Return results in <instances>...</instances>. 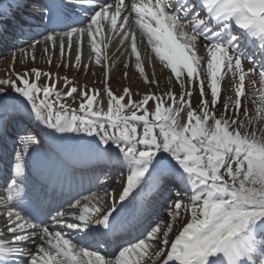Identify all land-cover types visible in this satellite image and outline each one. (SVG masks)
Returning a JSON list of instances; mask_svg holds the SVG:
<instances>
[{"label": "snow or ice", "instance_id": "snow-or-ice-1", "mask_svg": "<svg viewBox=\"0 0 264 264\" xmlns=\"http://www.w3.org/2000/svg\"><path fill=\"white\" fill-rule=\"evenodd\" d=\"M41 22L42 38L22 58L13 52V71L35 62L42 45L49 64L58 51L68 57L58 68L87 72V46L103 89L37 68L0 79V264H264V0H49ZM113 41L148 86L139 99L128 86L120 94L110 86ZM145 41L170 72L163 91L146 72L154 61L140 51ZM229 73L234 97L217 113ZM250 88L254 114L244 103ZM78 97L71 108L66 101ZM13 123L23 125L15 135ZM74 152L114 163L120 191L53 206L32 178L46 172L71 185ZM155 197L167 201V220L129 239ZM137 204L139 216L125 219Z\"/></svg>", "mask_w": 264, "mask_h": 264}, {"label": "rangeland", "instance_id": "rangeland-1", "mask_svg": "<svg viewBox=\"0 0 264 264\" xmlns=\"http://www.w3.org/2000/svg\"><path fill=\"white\" fill-rule=\"evenodd\" d=\"M137 39L139 41L140 37L137 36ZM145 45L147 47V44L146 43H145ZM41 48H43L42 45H41L40 48H38L36 50V54H37L38 51L40 52V55H39L40 56V59H39L40 66L39 67L41 68V67L44 66L46 68V69H44L45 72H50V73H53V74H60V73H63V72H64V74L65 73H68L67 77L70 80L73 79V78H75V77H77V78H81L82 80H83V78H87V79L91 80V82H92V80L94 79V80H96V84L99 85L101 88H103V79H104L103 71H102V69H101L100 66H96L95 67V66H93L94 63H91L89 61V59H88L89 49L87 48V46H85L84 49H83V62L85 64H89L90 68H92V70L95 69V71L94 72H87L86 75H84V74L82 75L80 72H76V70H70V72H66L67 71L66 70V67H59V68L58 67H55L54 70H52L50 68L49 63H48V56H45L43 54ZM27 49H28V45H26L25 47H23L21 49H17V50H15L13 52L16 53V51H18V53H20V56L22 58L23 55H24V50H27ZM128 51H130V49H128ZM140 51H141L142 55L145 53V51H147V53L149 54V57L152 58L153 61H154V66L153 65H149L146 68L147 74L151 77L152 76V73H149L150 70H151V68L152 67H155V66L156 67H158V66L160 67L161 64L159 63L158 60H155L154 54L151 53V49L149 47L145 48L143 45H140ZM13 52H10L9 54L3 56V58L0 60V62H2V61L3 62H8V61L10 62V58H11ZM49 55H51V61L52 62H55L56 61V62H58V64L64 63L65 59L68 58L67 56H65L63 58V61H62L59 52H56L55 55H52L51 53H49ZM108 55H109V63H110V74L112 73V71H113L114 68H118V73L121 75L122 79H126V78H124L125 77L124 76V73L127 72V76H128V74L129 75H132L133 77H135V79L138 80V82L140 84L144 85V87H145L146 90L148 89V86H146L142 82V80L139 78V75H138V73L136 72V70L134 68V63H133L134 57L130 58L129 55L126 54L125 48L123 46H121L118 43V41L110 42ZM74 57H75V51L72 52V58L74 59ZM146 58H148V57H146ZM37 59H38V57H36L35 60H37ZM125 63H128L129 64V66L127 68H125ZM18 65H19V68H22L21 69V72L25 71V69H26L27 66H30L29 68H34V63L33 62L30 63L27 60V58L25 59V61H24L23 64L18 63ZM244 67H245V69H247V68L250 67V65L247 62H245L244 63ZM40 68H38V69H40ZM15 69H17V68H15ZM169 74H170V72L168 73V75ZM53 76L55 77L56 75H53ZM63 77H65V75ZM173 79H175V78L173 77ZM114 81H116V80H114ZM231 81H232V75H231V73H229L228 76H227V78H226V80H225V82L223 83V93H222V95H221V97L219 99V102H218V107L216 109L217 113H220L221 111H223L224 104H225L226 101H228L229 96H233L234 97V92H230L229 89H228V83L231 82ZM40 82L41 83H46L47 82V79L44 78V77H41V81ZM80 83H81L80 85H82L81 88H83V85H84L83 84V81H81ZM90 84L91 85H89L90 86L89 88H91V87L93 88V86L96 85V84H93V82L90 83ZM246 85H247V81H246ZM256 86L259 87V84H257ZM151 87H152L153 90H155V87L156 86L155 85H152ZM58 88H60V89H63L64 88V84H63V81L62 80L58 82ZM256 89H258V88H256ZM160 90L161 91L165 90L164 84L160 85ZM174 91H176L177 93L180 91L178 85L175 87ZM257 95H258V92H256L255 90H252L250 88L249 89V99L247 101H244L245 105L249 108L251 114H254L255 113V108H256L257 105H256V103H253V101L256 100ZM139 98H136L135 96L133 97V99H139ZM198 101H199L198 90H195L194 91V94L192 96V100H191V103H192L193 108H195L197 106ZM66 102L68 103V105L71 108L78 109L80 99L78 97L75 103H73V101L71 99H68ZM257 103H258V101H257ZM106 107H107V104H106V101H105L104 108L106 109ZM151 107H154V105H152ZM185 118H186V116H185ZM117 179H118V181L117 180L116 181L114 180V182L110 183V188L107 189V191L110 192L113 189H115L117 193L120 191V189L118 190L117 188H120V183H121V180H122L121 175H119V177H117ZM103 190H106V189H103ZM103 190H100L99 192H96V193L98 195H100V196H103L104 195V191ZM87 195L88 194H86L85 196H87ZM130 207H132V206H130ZM166 208H167V206H164V212H163V215L161 217V218H163L165 220H167ZM174 234H175V232L172 235L174 236Z\"/></svg>", "mask_w": 264, "mask_h": 264}, {"label": "bare ground", "instance_id": "bare-ground-1", "mask_svg": "<svg viewBox=\"0 0 264 264\" xmlns=\"http://www.w3.org/2000/svg\"><path fill=\"white\" fill-rule=\"evenodd\" d=\"M19 1L18 0H14V2L13 3H11V4H9V7L10 8H13L14 6H15V4L16 3H18ZM21 5H18V7L17 8H19ZM26 8H28V9H31V8H35V6L34 5H32V4H30V5H27L26 6ZM37 8V10H40L41 11V8H39V7H36ZM35 8V9H36ZM0 10H2V9H0ZM17 11V10H16ZM21 12H23V11H21ZM1 16H4V17H6V13L5 12H3V11H0V17ZM9 18V16L7 17V19ZM17 19V18H16ZM21 21V23H24V21H22V20H20ZM0 22H1V19H0ZM10 25H12L11 27H15V26H13V24H10ZM0 29H3L2 28V26H0ZM4 30V29H3ZM5 32L7 33V34H9V35H11V32H10V30H8V31H6L5 30ZM41 39V38H40ZM12 43H13V41H12ZM145 43L147 44V42L145 41ZM145 43L144 44H142L145 48H147L146 47V45H145ZM5 47L8 45V44H3ZM16 48V47H15ZM14 48V49H15ZM42 49V48H41ZM10 50V49H9ZM1 52H4V53H6V50L4 49V47H3V49H1L0 50V53ZM10 51H8L7 53H9ZM58 52V51H57ZM6 53V54H7ZM16 56L18 57V58H21V56H20V53H18V51H16ZM40 52L38 51L37 52V54H36V57H38V59L37 60H35V62H33L30 58H27V60L30 62V63H34V68L36 67L37 69L38 68H40L39 66H40V64H39V59H40ZM12 57V56H11ZM55 59V58H54ZM53 59V60H54ZM25 61V60H24ZM27 62V61H26ZM41 62V61H40ZM18 63L19 62H17L16 64H15V66H14V71L15 72H21V69L22 68H19V65H18ZM64 63L66 64V63H68V58H66L65 59V61H64ZM50 65V68L52 69V70H54V68L55 67H57V65H58V62H52L51 61V64H49ZM33 66V65H32ZM93 66H97V65H95V64H93ZM30 66H27L26 67V69H30L29 68ZM15 68H17V69H15ZM25 69V68H24ZM25 69V70H26ZM44 69H46L44 66L43 67H41L39 70H41L42 72H45V70ZM66 72H70V70H76V72H80L82 75L84 74V75H86V73L87 72H94L95 71V69H93L92 70V68H90V66H89V69H88V71L87 72H85V70L83 69V68H75V67H66ZM14 71H13V66H12V59L10 58V62L8 61V62H0V79H2V78H7L8 76H13L14 77ZM73 73V72H72ZM149 73H155V76H156V78L158 79V80H160V85H162V84H164V87L166 86V84H167V80H168V73H169V70H167V69H164L163 68V66L161 65L160 67L158 66V67H152L151 68V70H150V72ZM67 76L68 75V73H65L64 74V72L63 73H60V74H58V76L59 77H63V76ZM110 76H111V84H110V86H111V88H112V90H113V92L115 93V94H120L121 92H122V89H123V87L124 86H128V87H130L131 89H132V91H133V93H134V96L136 97V98H139V96H137V95H135V93H137V92H139L140 94H143L145 91H147L146 89H145V87H144V85H142V84H140L139 82H138V80L137 79H135V77H133L132 75H129L128 74V76L127 77H124V78H126V79H122V77H121V75L118 73V68H114L113 69V71H112V73L110 74ZM72 77V76H71ZM56 78V76L54 77L53 76V79H55ZM137 78V77H136ZM113 79V80H112ZM258 79V78H257ZM72 81H73V83L74 84H81L80 82L81 81H83V87L86 85L87 87H90L89 85H91L90 83H92L93 82V84H96V80H92V82H91V80H89V79H87V78H83V80L81 79V78H77V77H75V78H73V79H71ZM114 80H116V81H114ZM127 82H126V81ZM247 81V80H246ZM88 82V83H87ZM95 82V83H94ZM125 82V83H124ZM80 86H82V85H80ZM92 88V87H91ZM93 88H96V89H99V90H102L103 88H101L99 85H95V86H93ZM256 88H259L258 86H256ZM133 96V97H134ZM105 101H106V98H105ZM81 154H86V153H83V152H74V153H72L71 155H76V156H79V155H81ZM87 157H83L82 158V162L81 163H86L87 162V159H86ZM82 168H84V169H82V171H83V173H85V174H87L86 176H85V178L86 177H89V176H91V174L87 171V168L85 169V167H82ZM43 173V172H42ZM44 173H46V172H44ZM47 174V173H46ZM48 175V174H47ZM60 177V176H59ZM85 180H88V179H85ZM73 182V181H72ZM76 182L77 183H80V179L79 178H77L76 179ZM72 184V183H71ZM71 188L73 189V188H75V186L72 184V186H71ZM71 188H69L68 190H67V192H69L70 191V189ZM118 190L120 189V188H117ZM175 190V189H174ZM1 212V211H0ZM163 215V214H162Z\"/></svg>", "mask_w": 264, "mask_h": 264}]
</instances>
